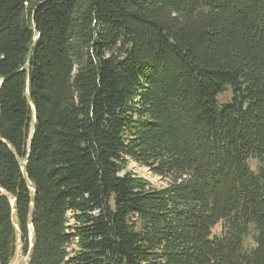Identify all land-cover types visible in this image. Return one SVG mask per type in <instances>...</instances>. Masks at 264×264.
Wrapping results in <instances>:
<instances>
[{"label":"trees","instance_id":"obj_1","mask_svg":"<svg viewBox=\"0 0 264 264\" xmlns=\"http://www.w3.org/2000/svg\"><path fill=\"white\" fill-rule=\"evenodd\" d=\"M18 246L264 264V0H0V264Z\"/></svg>","mask_w":264,"mask_h":264},{"label":"rangeland","instance_id":"obj_2","mask_svg":"<svg viewBox=\"0 0 264 264\" xmlns=\"http://www.w3.org/2000/svg\"><path fill=\"white\" fill-rule=\"evenodd\" d=\"M230 97H231L230 94L228 92H226L222 95H219L218 100H220L221 102H224V101L229 100ZM249 165L253 169H256V161H254L253 159L249 160ZM126 171H129V172L132 171L138 178H141L145 182H148V184H150V186H152L154 188L160 189L161 187H165L167 185L166 179H163L161 177H157V176L153 175L151 173V171L148 170L146 167L140 166L133 161L129 162V164L126 167ZM122 174H123V172H120V175H122ZM29 230H30V227H29ZM221 230H222V226L218 225L217 227H215L212 230V233L213 234H219ZM31 238H32V234L30 233L29 234V241L31 240ZM250 241L251 240L248 239L246 241V243L248 244V243H250ZM19 247L20 246H18L17 252H16L14 258L12 259V261L10 262V264H27L28 263L27 256L20 253Z\"/></svg>","mask_w":264,"mask_h":264},{"label":"water","instance_id":"obj_3","mask_svg":"<svg viewBox=\"0 0 264 264\" xmlns=\"http://www.w3.org/2000/svg\"><path fill=\"white\" fill-rule=\"evenodd\" d=\"M31 228V227H30Z\"/></svg>","mask_w":264,"mask_h":264}]
</instances>
